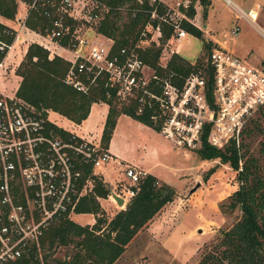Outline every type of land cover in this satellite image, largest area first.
I'll use <instances>...</instances> for the list:
<instances>
[{
    "label": "built area",
    "instance_id": "built-area-1",
    "mask_svg": "<svg viewBox=\"0 0 264 264\" xmlns=\"http://www.w3.org/2000/svg\"><path fill=\"white\" fill-rule=\"evenodd\" d=\"M219 1L232 12L234 25L242 20L264 39V3L242 7L235 0ZM16 2L22 7L13 20L18 28L5 25L0 31V52L5 51L6 56L16 41H26L19 36V31L24 29L37 37L29 42L46 49L49 58L57 55L70 62L64 77L66 84L85 92L88 85L79 73L90 79L89 84L96 77H104L106 84L116 89L119 100L135 99L139 112L143 108L157 110L158 115H151V119L161 118L159 132L176 146L197 149L205 131L206 141L216 148L230 142L238 146L250 121L264 108V62L250 65L227 48L212 47L206 60L212 69L209 99L206 71L190 72L179 86L172 81L171 74L159 73L133 48L124 46L113 52V40L96 30L90 39L82 27L98 25L109 11L104 3L97 0ZM137 2L142 4V0ZM155 2L164 6L163 13L157 12V4L150 10L137 8L149 12L150 18L157 21L154 27L146 23L140 40L151 38L159 45L162 25H167L171 34L162 51L173 42L178 53L181 42L189 35L182 23H191L186 14L190 0H177L171 5L164 0H149L150 5ZM119 9L135 12L128 5ZM31 13L45 18L43 31L26 26ZM151 30L155 39L149 37ZM238 31L235 25L230 34L236 37ZM5 35L13 36L11 43L3 39ZM97 35H102L105 41L98 40ZM58 50L67 51L70 57L62 56ZM5 56L0 60V70L5 66ZM159 60L158 65L165 68L167 62ZM49 124L53 123L47 115L32 104L15 94L0 92V264L16 261L31 247H38L49 226L76 214L80 198L93 191L99 174L96 169L111 159L100 142L78 137L63 128L70 135L62 137ZM87 169L90 171L86 172ZM144 174L125 166L124 175L129 183L111 188L107 198L117 206L112 195L121 197L120 207L124 208Z\"/></svg>",
    "mask_w": 264,
    "mask_h": 264
},
{
    "label": "trees",
    "instance_id": "trees-1",
    "mask_svg": "<svg viewBox=\"0 0 264 264\" xmlns=\"http://www.w3.org/2000/svg\"><path fill=\"white\" fill-rule=\"evenodd\" d=\"M97 1L107 5L109 11L96 26V32L113 40V52L124 46L133 48L145 63L159 73L171 74L172 81L179 86L190 72L202 69L208 76V98L211 99L212 69L208 63H191L173 52L165 68L158 65L162 45L171 34L170 27L162 25L159 45L151 42L145 47L136 46L146 23L150 22L153 27L157 24L155 19L150 18L149 12L137 8L150 10L157 4L156 10L161 14L165 8L160 2L150 5L149 0H142V4L139 5L137 0ZM196 1L202 5L204 17L210 4L209 0H190L186 10L190 19L195 15ZM125 5L134 8V14L130 10L119 9ZM17 8L16 0H0V16L7 20L15 19ZM121 12L125 14L123 21L120 20ZM46 23L45 18L37 13H31L26 20V26L32 30L43 31ZM182 26L189 34L203 38L202 30L194 24L183 21ZM5 27L0 22V31ZM3 39L11 43L13 36L5 35ZM213 46L211 41H204V49L208 54ZM4 56L5 51L0 52V60ZM70 65L69 61L60 56L54 55L49 58L48 51L37 43L29 44L15 70V74L21 78L15 95L45 115L51 110L77 124L88 116L92 103L100 101L106 103L108 112L100 138V144L104 149L109 144L116 119L120 114H126L156 131L160 130L161 118L156 121L151 119V115H158L157 110L143 108L139 112L135 99L119 100L116 89L107 85L104 77H96L95 81L89 84L90 79L79 73V77L88 85L85 92L66 84L64 77ZM49 126L62 137L70 135L54 124ZM254 129L259 130V127L252 119L243 136H261L258 149L260 159L243 150L242 140L238 146L230 142L223 148H216L206 141V131L200 136V146L195 149L197 156L201 160L219 159L220 163L228 164L236 172L237 188L219 204V208L223 213L238 212V216L228 228L220 231L215 242L205 248L196 264H264V133H251ZM213 170L214 168L210 169L209 173ZM89 171L90 169L86 170ZM109 191L110 188L103 179L96 176L93 191L80 198L75 210L77 214H93L95 222L91 225H81L65 216L48 227L38 247H31L21 258L9 264H113L138 232L175 196V190L171 185L146 173L140 179L136 193L127 201L126 206L107 219L102 214L98 215L100 205L97 199L106 198ZM70 244L72 252L67 257L64 259L52 257L51 250Z\"/></svg>",
    "mask_w": 264,
    "mask_h": 264
},
{
    "label": "rangeland",
    "instance_id": "rangeland-1",
    "mask_svg": "<svg viewBox=\"0 0 264 264\" xmlns=\"http://www.w3.org/2000/svg\"><path fill=\"white\" fill-rule=\"evenodd\" d=\"M167 5L175 3L177 0H164ZM242 7L253 6L257 3L262 4L264 0H235ZM214 8L209 11V16L203 18L199 13L198 22L209 24V31L203 32L207 27H202L203 38L188 35L180 44V54L191 63H206L208 53L204 49V41H219L228 45L229 51L241 58L250 65L256 63L249 62L253 56L264 62V39L247 23L239 20L235 25L238 26L237 38L230 34L234 25V16L230 9L219 0H209ZM195 4H199L197 1ZM209 9V7L207 8ZM17 12H22V7L17 8ZM202 21H201V19ZM125 19L124 12L120 13V20ZM262 22V19L259 20ZM18 28L15 22L10 23ZM90 39L96 35L95 26L82 27ZM24 31L21 30L20 33ZM150 36L155 39V32L151 30ZM152 35V36H151ZM98 40H101L98 39ZM30 40L24 41L23 45ZM155 40L142 39L137 42L140 47H145ZM160 41V40H158ZM31 44V43H30ZM175 52V43H169L166 49L161 52L160 63H166L171 54ZM250 57L248 53H250ZM16 60H11L0 70V78L8 84L2 87L0 92L11 95L14 84L12 81L13 72L11 69ZM16 70V69H15ZM52 121L64 125L53 113L49 114ZM259 127L251 133H264V108L253 117ZM65 126V125H64ZM251 128V127H250ZM253 129V128H252ZM261 136H243L244 151L261 158L258 151ZM157 142V141H156ZM158 145L162 156L168 165L176 170L161 169L160 176L164 181L171 185L175 190L174 199L167 203L151 221L141 229L136 237L130 242L123 254L113 264H196L206 247L215 242L222 229L228 228L238 216V212L223 213L219 204L237 188L236 172L228 165L220 163L219 159L201 160L195 149L176 150L167 142L158 138ZM102 165L96 169L102 171ZM110 172L105 175L106 179L113 181L108 187L121 188L129 183V179L124 175V167L118 168L115 164L107 163ZM214 168L212 172L209 170ZM99 177L104 179L99 173ZM123 178V180H121ZM104 181V180H103ZM107 199V197L105 198ZM100 205L99 216L101 214L110 219L118 210L123 209L120 205H115L110 200L97 199ZM126 206V204L124 205ZM69 218L81 225L93 224L95 216L90 213L71 214ZM93 221L92 223H90ZM52 257L64 259L72 252V245L58 246L51 250ZM41 259V254H40Z\"/></svg>",
    "mask_w": 264,
    "mask_h": 264
},
{
    "label": "crops",
    "instance_id": "crops-1",
    "mask_svg": "<svg viewBox=\"0 0 264 264\" xmlns=\"http://www.w3.org/2000/svg\"><path fill=\"white\" fill-rule=\"evenodd\" d=\"M250 6L251 5H249L248 7ZM208 7L209 9H207L206 16L204 17L202 5L194 4L195 15L193 18H191V23L194 24L199 29H201V26L203 28L207 27L204 31L201 29L205 33L209 31V24L204 23L201 18L200 19L202 22H198L197 19H198L199 13L201 14L203 18H207L209 16V11H211L214 8L213 3L211 5L209 4ZM0 22L3 23L4 25H10V23H13L14 21L7 20L3 18L2 16H0ZM22 30L24 31L23 33H20L21 30L19 31V36L22 39L24 38L32 39L33 38L37 40L36 36L26 32L24 29ZM97 37L99 39L101 38L103 42L105 41L102 35H97ZM211 42L214 44L213 47H223V48L229 49L228 45H224L223 43L217 40L211 41ZM23 43L24 41H21V40L16 41L12 45L11 49L8 51L4 59L5 67H8L7 64L11 60H16L15 65L11 69V72H13L14 77L12 78L11 82L9 81V83L13 82L14 84L13 93L11 95L15 94L18 88L19 82L21 80L20 76L15 74V69L17 68L18 64L22 60L27 50V47L31 42H28L25 45H23ZM58 51L62 56L70 57V54L67 51H63V50H58ZM178 52H180V49L178 50ZM250 54L251 52L248 53L249 57H250ZM249 62L256 63L254 65H258L262 63L263 61L253 56L251 59H249ZM0 84L2 85V87L6 88L5 86L8 84V82L0 78ZM5 95H8V94H5ZM107 112H108V105L100 101V102H94L91 104L88 116L79 124L74 123L73 121L69 120L65 116L57 112L51 111V110L47 111V117L49 121L53 123L54 125L60 128H63L71 132L72 134H75L78 137L85 138L88 140H93L95 142H100L102 129H103V125H104V122L107 116ZM50 113H53L60 121L63 122L65 126L64 125L62 126L56 123L55 121L50 120L49 118ZM158 138H161L162 140L170 144L176 150V152H178L181 148L184 151L189 150L183 147L176 146L172 141L164 137L159 131H156L152 127L145 125L126 114H120L116 119L115 127L113 129L109 144L106 148V150L111 155V159L107 163L115 164L116 167L118 168L130 166L134 168L136 171H140L145 174L149 173L155 176L159 181L167 183L166 181L162 179V177L159 174L161 169L176 170V168H173L170 165H168L166 161H164L165 159L162 158V156H164L166 153L165 154L161 153L158 145L155 144L158 142ZM106 164L103 167L102 171L99 173L104 178L103 179L104 182L107 185L108 184L111 185L113 181H109L105 177V175H108V173L110 172L109 167H107ZM121 180H123V178ZM103 200H109V199L103 198ZM92 222L93 221H91L90 223Z\"/></svg>",
    "mask_w": 264,
    "mask_h": 264
},
{
    "label": "water",
    "instance_id": "water-1",
    "mask_svg": "<svg viewBox=\"0 0 264 264\" xmlns=\"http://www.w3.org/2000/svg\"><path fill=\"white\" fill-rule=\"evenodd\" d=\"M112 196L115 198V200L117 202V205H120V206L123 205V199L121 197H119V196H117L115 194H113Z\"/></svg>",
    "mask_w": 264,
    "mask_h": 264
}]
</instances>
